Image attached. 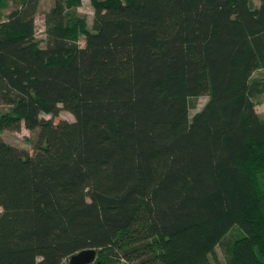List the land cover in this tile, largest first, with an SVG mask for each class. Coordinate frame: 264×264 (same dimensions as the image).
Wrapping results in <instances>:
<instances>
[{
	"label": "trees",
	"instance_id": "1",
	"mask_svg": "<svg viewBox=\"0 0 264 264\" xmlns=\"http://www.w3.org/2000/svg\"><path fill=\"white\" fill-rule=\"evenodd\" d=\"M4 1L0 264H264V0Z\"/></svg>",
	"mask_w": 264,
	"mask_h": 264
},
{
	"label": "rangeland",
	"instance_id": "2",
	"mask_svg": "<svg viewBox=\"0 0 264 264\" xmlns=\"http://www.w3.org/2000/svg\"><path fill=\"white\" fill-rule=\"evenodd\" d=\"M256 4H259L258 0H255ZM17 2L14 0H5L1 6V14L2 19H6L9 12L16 6ZM54 0H40L39 7L37 12L34 15V21L36 26V37L37 40L41 43L42 46L45 45V16L47 12L53 7ZM79 12L86 16L88 20V24L91 27L93 16H94V6L91 0H82V5L79 7ZM81 43L84 44V37L81 39ZM252 80H258L264 83V68L256 70L252 75ZM209 99L208 94H199L190 99V116H193L196 112L200 111ZM254 101L256 104V110L260 117L264 119V91L262 93L257 94L254 97ZM5 110V107L0 104V116ZM45 118H50L51 116L48 114L42 115ZM66 119L69 121H73L75 118L72 113L66 110H62L58 117L54 120L56 122ZM3 138L20 148H24L32 152L34 150V142L36 139V133L30 131L25 126H23L20 130H11L5 129L3 130ZM233 234V231H231ZM238 233H241L240 231ZM231 234V235H232ZM217 252L220 260H224V256L222 251L217 248Z\"/></svg>",
	"mask_w": 264,
	"mask_h": 264
},
{
	"label": "water",
	"instance_id": "3",
	"mask_svg": "<svg viewBox=\"0 0 264 264\" xmlns=\"http://www.w3.org/2000/svg\"><path fill=\"white\" fill-rule=\"evenodd\" d=\"M97 257L96 249L82 250L70 257V264H92Z\"/></svg>",
	"mask_w": 264,
	"mask_h": 264
}]
</instances>
